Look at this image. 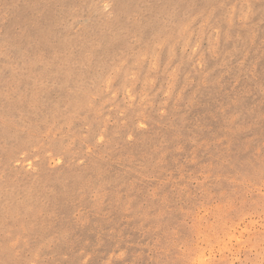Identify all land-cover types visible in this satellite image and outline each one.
<instances>
[{
  "label": "rangeland",
  "instance_id": "1",
  "mask_svg": "<svg viewBox=\"0 0 264 264\" xmlns=\"http://www.w3.org/2000/svg\"><path fill=\"white\" fill-rule=\"evenodd\" d=\"M0 264H264V0H0Z\"/></svg>",
  "mask_w": 264,
  "mask_h": 264
}]
</instances>
